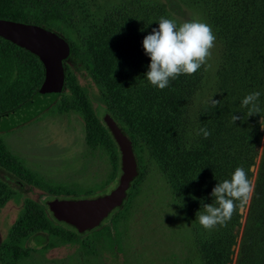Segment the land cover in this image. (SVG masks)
Masks as SVG:
<instances>
[{
    "label": "trees",
    "instance_id": "obj_1",
    "mask_svg": "<svg viewBox=\"0 0 264 264\" xmlns=\"http://www.w3.org/2000/svg\"><path fill=\"white\" fill-rule=\"evenodd\" d=\"M191 1L202 4L207 11L222 49L219 78L224 86L223 105L216 103L205 109L196 106L204 66L191 75L181 74L171 79L162 90L143 78L149 59L141 46L143 38L127 16L110 23L111 40L97 45L87 37L76 41L67 18L51 7L48 0H0V19L36 25L67 41L70 53L62 64L63 88L43 113L52 108L53 116L75 114L82 119L88 149H100L110 164L103 186L113 183L120 173V153L100 112L109 114L131 141L138 173L126 193L124 206L110 214L113 230L110 227L96 229L99 230L95 233L97 240L103 237V243L98 242L103 250L111 251L121 244L118 224L125 217L127 206L138 193L144 177L138 156L143 144L150 153L161 155L163 165L169 169L167 177L172 182L181 178L191 187L200 179L199 184L211 181L215 186L217 182L230 179L236 167L245 169L247 179L250 176L249 168L260 142L258 118L264 110L260 115L248 116L240 100L252 91H261L259 104L264 109V0ZM114 68L119 72L109 78ZM76 72H83L97 92L91 93L82 85ZM43 79V65L37 56L0 37V115L25 105ZM232 114L241 119L233 123ZM201 127L209 131L207 137L203 133L197 135ZM0 169L19 181L16 187L30 185L55 197L91 195L41 182L1 139ZM10 188L0 181V207L12 199ZM252 204L248 222L256 237L252 243L249 240L243 243L237 264H264V150ZM237 208L234 207L230 221H235ZM49 215L47 208L26 201L24 211L10 229L9 244L19 245L17 257L21 259L29 254L31 248L25 245L32 238L48 237L60 239L64 244H79V234L60 231V222ZM233 242L232 227L214 239L209 248L208 264H227ZM52 246L51 240L45 242L43 248Z\"/></svg>",
    "mask_w": 264,
    "mask_h": 264
},
{
    "label": "rangeland",
    "instance_id": "obj_2",
    "mask_svg": "<svg viewBox=\"0 0 264 264\" xmlns=\"http://www.w3.org/2000/svg\"><path fill=\"white\" fill-rule=\"evenodd\" d=\"M48 2L67 18L76 41L78 38L87 37L97 45H103L111 40L110 23L118 22L124 16L131 19L141 39L148 31L157 27L156 22L161 16L174 18L178 24L188 20L206 22L211 26L216 40L206 61L210 67L204 66L202 83L197 90L196 106L205 109L216 103L223 105L224 86L219 78L222 49L217 32L202 4L191 0H48ZM84 50L88 49L84 47ZM118 72V69L114 68L108 77L111 78ZM76 74L80 83L88 87L91 93L97 92L83 72ZM51 113L52 108L23 124L0 132V139L41 182L70 187L80 190L82 194L87 192L91 194L84 198H95L113 190L118 184L120 173L113 183L103 186L110 171V164L100 149L93 151L88 149L82 119L75 114L53 116ZM104 115L105 112L102 110L100 117L103 118ZM260 119L259 117L258 125ZM258 128L260 142L255 148L256 155L249 168L250 191L246 201L236 203L238 212L235 211V221L228 220L225 224H217L212 229L202 228L195 221L196 213L205 204L212 203L211 192L214 188L212 182L199 184L201 181L197 179L196 186L192 184L191 187L185 185L181 178L172 182L167 177L169 169L163 165L161 155L150 153L143 144L144 147L138 156L144 177L138 193L127 206L125 217L118 224L121 236L119 247L111 251L101 249L98 242L101 243L103 237L97 240L95 234L106 227L113 230L110 213L98 227L84 233H78L74 227L60 222L58 225L60 231L79 234V244H64L60 239L48 237L30 239L25 247L31 250L27 256L21 257L20 264H208L209 248L213 245L214 239L232 227L234 242L227 264H237L243 243L247 240L252 243L256 237L254 231L249 228L251 223L249 224L248 218L264 150V130ZM0 181L9 185L13 192L12 199L4 205L0 213V243L4 241V245L9 244L10 229L20 218L26 201L48 209V202L56 198L59 200L83 198L65 195L55 197L25 184L16 187L15 183L19 184V181H15L2 169ZM124 204L123 202L120 207ZM98 228L99 230H96ZM91 231L94 233H87ZM51 240L54 246L45 250L44 243Z\"/></svg>",
    "mask_w": 264,
    "mask_h": 264
},
{
    "label": "water",
    "instance_id": "obj_3",
    "mask_svg": "<svg viewBox=\"0 0 264 264\" xmlns=\"http://www.w3.org/2000/svg\"><path fill=\"white\" fill-rule=\"evenodd\" d=\"M0 37L38 57L44 79L35 95L22 107L0 115V132L23 124L46 110L59 96L64 84L63 61L69 56L68 43L56 33L36 25L0 19ZM103 122L120 153V176L116 187L105 195L77 200L53 199L48 209L53 218L84 233L98 227L126 198L130 184L137 176V163L131 141L108 114ZM254 167H251L253 171ZM242 211V208H240Z\"/></svg>",
    "mask_w": 264,
    "mask_h": 264
},
{
    "label": "clouds",
    "instance_id": "obj_4",
    "mask_svg": "<svg viewBox=\"0 0 264 264\" xmlns=\"http://www.w3.org/2000/svg\"><path fill=\"white\" fill-rule=\"evenodd\" d=\"M156 23L157 27L145 35L141 42L143 52L149 59L143 78L151 86L162 90L169 85L171 79L181 74L191 75L202 66L210 67L206 61L216 40L210 25L200 20L178 24L176 19L165 16H161ZM261 95V91H252L240 100L241 107L247 108L248 116L260 115L264 110L259 104ZM260 118L259 127L264 130V115H260ZM238 119L241 117L232 114L233 123ZM200 133L204 137L210 134L203 127L197 131V135ZM249 191L245 169L236 167L230 179L215 184L211 192L212 203L205 204L196 213L195 221L206 230L217 224H225L230 219L236 202L246 201Z\"/></svg>",
    "mask_w": 264,
    "mask_h": 264
},
{
    "label": "flooded vegetation",
    "instance_id": "obj_5",
    "mask_svg": "<svg viewBox=\"0 0 264 264\" xmlns=\"http://www.w3.org/2000/svg\"><path fill=\"white\" fill-rule=\"evenodd\" d=\"M4 205L1 206L2 208L0 207V213L4 208ZM3 243L4 241L0 243V264H20L21 259L16 256V251H18L17 248L19 245H16V243L4 245Z\"/></svg>",
    "mask_w": 264,
    "mask_h": 264
}]
</instances>
